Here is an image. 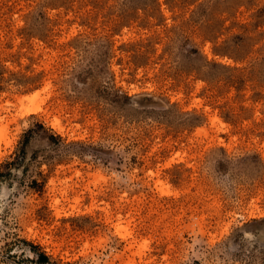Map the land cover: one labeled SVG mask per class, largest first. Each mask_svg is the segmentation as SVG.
I'll return each instance as SVG.
<instances>
[{"label": "rangeland", "instance_id": "rangeland-1", "mask_svg": "<svg viewBox=\"0 0 264 264\" xmlns=\"http://www.w3.org/2000/svg\"><path fill=\"white\" fill-rule=\"evenodd\" d=\"M0 264H264V0H0Z\"/></svg>", "mask_w": 264, "mask_h": 264}]
</instances>
